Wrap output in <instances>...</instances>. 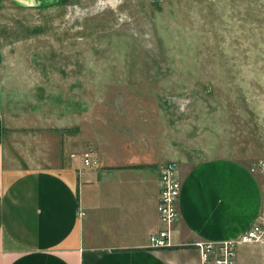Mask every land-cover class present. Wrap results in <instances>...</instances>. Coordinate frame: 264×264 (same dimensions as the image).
<instances>
[{
    "label": "rangeland",
    "instance_id": "obj_1",
    "mask_svg": "<svg viewBox=\"0 0 264 264\" xmlns=\"http://www.w3.org/2000/svg\"><path fill=\"white\" fill-rule=\"evenodd\" d=\"M0 119L8 176L89 142L258 174L264 0H0ZM248 248L264 264V243Z\"/></svg>",
    "mask_w": 264,
    "mask_h": 264
},
{
    "label": "crops",
    "instance_id": "obj_2",
    "mask_svg": "<svg viewBox=\"0 0 264 264\" xmlns=\"http://www.w3.org/2000/svg\"><path fill=\"white\" fill-rule=\"evenodd\" d=\"M7 1L34 9L64 0ZM3 139L0 119V264H200L190 244L234 239L261 210L264 176L244 164L215 158L181 166L173 247L152 249L149 236L162 227L156 211L162 155L131 143L103 149L89 142L98 158L94 170L82 169V144L50 171L8 176ZM248 247L239 248L237 264H252Z\"/></svg>",
    "mask_w": 264,
    "mask_h": 264
},
{
    "label": "built area",
    "instance_id": "obj_3",
    "mask_svg": "<svg viewBox=\"0 0 264 264\" xmlns=\"http://www.w3.org/2000/svg\"><path fill=\"white\" fill-rule=\"evenodd\" d=\"M71 158L76 155L72 154ZM82 169L94 170L98 167V158L93 151L80 153ZM254 172V170H251ZM257 173V172H256ZM258 174L264 176V162L260 164ZM182 187V176L174 162L163 165L159 172V197L156 211L162 227L152 232L148 239V247L164 249L173 247L171 233L174 223L179 218L178 202ZM84 216L83 212L79 217ZM264 243V193L261 196V210L244 233L234 239L223 241L199 240L192 246L198 253L200 264H237L238 250L242 246Z\"/></svg>",
    "mask_w": 264,
    "mask_h": 264
}]
</instances>
